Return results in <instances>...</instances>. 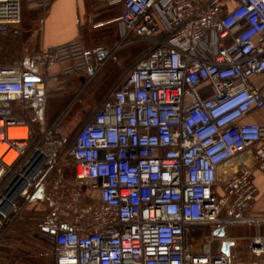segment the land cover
I'll list each match as a JSON object with an SVG mask.
<instances>
[{"label": "built area", "instance_id": "2783aa9c", "mask_svg": "<svg viewBox=\"0 0 264 264\" xmlns=\"http://www.w3.org/2000/svg\"><path fill=\"white\" fill-rule=\"evenodd\" d=\"M51 1L0 0V35L20 37L23 6L44 11ZM117 2L113 45L73 40L0 64V245L11 247L12 193L53 202L38 228L54 234V264H234L210 249L228 225L255 229L245 264H264V217L246 214L257 195L252 173L264 176V125L241 122L264 108L250 83L264 73V0ZM141 45L63 149L50 129H36L48 69L90 82ZM64 157L73 183L59 172ZM228 164L237 168L230 176ZM40 185L47 191L27 195ZM203 226L211 232L196 243Z\"/></svg>", "mask_w": 264, "mask_h": 264}, {"label": "crops", "instance_id": "0c3cea01", "mask_svg": "<svg viewBox=\"0 0 264 264\" xmlns=\"http://www.w3.org/2000/svg\"><path fill=\"white\" fill-rule=\"evenodd\" d=\"M121 11L122 5L117 0H52L49 8L44 11L24 5L19 54L28 57L73 40L79 41L84 48L109 47L119 39L121 26L118 19ZM138 51H134V47L121 50L97 76L105 69L106 80L117 81L139 56ZM70 77L86 80L81 73ZM250 83L261 92L264 99V73L253 77ZM241 122L264 125V108L245 116ZM236 170L237 168L230 169L225 175L230 176ZM252 178L257 195L250 203L246 214L264 217V176L253 171ZM34 199L33 202L30 201L32 204L28 209L24 210L21 207L11 213L6 233L11 247L8 249L5 245H0V264H54V234L38 228L39 223L53 215V202L37 197ZM209 232L210 227H200L194 241L203 242ZM224 232V237L216 236L217 239L212 241L210 246L212 255L221 254L222 242L229 241L233 243L230 247V258L233 263L245 264L249 258V240L256 233L255 229L251 226L228 225ZM258 233L264 237V225L259 228ZM13 253L18 255L17 259L12 256Z\"/></svg>", "mask_w": 264, "mask_h": 264}, {"label": "rangeland", "instance_id": "374dc122", "mask_svg": "<svg viewBox=\"0 0 264 264\" xmlns=\"http://www.w3.org/2000/svg\"><path fill=\"white\" fill-rule=\"evenodd\" d=\"M135 50H139L140 55L144 47L142 45L135 46ZM19 53L20 37H4L0 35V64H12L20 56ZM57 70V68L53 67L47 71L46 104L41 117L35 122V127L39 132L50 129V140H61L63 149L67 141L91 117L111 90L116 79L106 80L105 69L91 82L60 75ZM67 170H70V165L68 159L64 157L59 163V172L62 177L67 174ZM47 188L48 186L44 185L33 187L27 195L33 192L41 194V192L47 191ZM82 190L84 191V187H82ZM34 200V196L30 199L23 197L17 202L15 210L17 211L21 207L24 210L28 209ZM87 200L89 203L90 199ZM10 218L8 217L9 220Z\"/></svg>", "mask_w": 264, "mask_h": 264}, {"label": "bare ground", "instance_id": "6f19581e", "mask_svg": "<svg viewBox=\"0 0 264 264\" xmlns=\"http://www.w3.org/2000/svg\"><path fill=\"white\" fill-rule=\"evenodd\" d=\"M16 132V129H14V128H9L8 130H7V137L8 138H12V137H14V133ZM226 168H229V169H234L235 168V165L234 164H228L227 166H226ZM12 193H10V195L8 196V197H6V200L5 201H7V204H8V208H9V210L17 203V201H18V195L19 194H13L12 196Z\"/></svg>", "mask_w": 264, "mask_h": 264}, {"label": "water", "instance_id": "95a60500", "mask_svg": "<svg viewBox=\"0 0 264 264\" xmlns=\"http://www.w3.org/2000/svg\"><path fill=\"white\" fill-rule=\"evenodd\" d=\"M213 234L217 237L222 238V237H224L225 232H224V229L221 228V229L215 230L213 232ZM232 245H233V243H231L229 241H223L222 245H221V249H220L221 254L229 257L230 256V247H232Z\"/></svg>", "mask_w": 264, "mask_h": 264}, {"label": "trees", "instance_id": "16d2710c", "mask_svg": "<svg viewBox=\"0 0 264 264\" xmlns=\"http://www.w3.org/2000/svg\"><path fill=\"white\" fill-rule=\"evenodd\" d=\"M61 75V74H60ZM66 182H72L74 181V176L72 173V170L70 168V170H67V174H64V176L62 177ZM83 187V186H82ZM81 187V189H82Z\"/></svg>", "mask_w": 264, "mask_h": 264}]
</instances>
